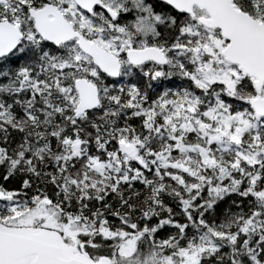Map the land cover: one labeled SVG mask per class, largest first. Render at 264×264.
Masks as SVG:
<instances>
[{
  "label": "snow or ice",
  "instance_id": "snow-or-ice-1",
  "mask_svg": "<svg viewBox=\"0 0 264 264\" xmlns=\"http://www.w3.org/2000/svg\"><path fill=\"white\" fill-rule=\"evenodd\" d=\"M0 264H264V0H0Z\"/></svg>",
  "mask_w": 264,
  "mask_h": 264
}]
</instances>
